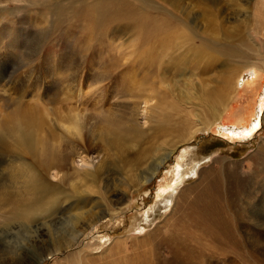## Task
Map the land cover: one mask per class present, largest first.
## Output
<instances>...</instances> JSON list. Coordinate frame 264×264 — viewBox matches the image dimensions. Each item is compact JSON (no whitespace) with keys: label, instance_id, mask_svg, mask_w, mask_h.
<instances>
[{"label":"rangeland","instance_id":"1","mask_svg":"<svg viewBox=\"0 0 264 264\" xmlns=\"http://www.w3.org/2000/svg\"><path fill=\"white\" fill-rule=\"evenodd\" d=\"M263 56L264 0H0V264H264Z\"/></svg>","mask_w":264,"mask_h":264},{"label":"bare ground","instance_id":"2","mask_svg":"<svg viewBox=\"0 0 264 264\" xmlns=\"http://www.w3.org/2000/svg\"><path fill=\"white\" fill-rule=\"evenodd\" d=\"M256 68L257 69H251V68H249L250 70L247 69L246 72L248 70L250 71L249 73H247L249 79L243 80L242 78H239V80H237L235 86L233 85V82H234L233 78L227 80L226 83L223 84V91L217 90V92H215L214 95H216V97L218 96V98L219 97L221 98V96L224 95V98L226 99L230 96L231 93H234V89L237 86V84H238L239 88H241V89L251 87L257 79H261L259 77L260 71H261V73L264 72V56L261 58V60L258 64V67H256ZM262 93H263L262 97L256 98L255 106H254L255 111L253 112L252 115L249 116V118H245L244 115H240L238 113L236 115V118H234L235 120L233 122H231V123L226 122L221 127H218V126L215 127L214 133L219 132V130H221L219 132V134H221V136L222 135L226 136L227 138H229L231 140H233L234 138L247 139V138L254 136V134L257 132V130L261 127V113L263 112V109H264V89H263ZM219 119H220V115L215 116L210 122H208V125L217 123L219 121ZM69 122H70V127L67 128V132H70V131L77 132L78 131L77 116H73L72 120ZM74 126H75V128H74ZM196 165H197L196 162L195 163H192V162L189 163L188 162L187 164H184V165H178L176 167V171L174 173V178L170 182L172 184H169L166 187H164V189L161 190V194L164 195L167 193H173L175 191V188L184 181V179L189 175V173H191L194 169H196L195 168ZM209 191L212 194H214V196L216 198H219V199H222V197L224 198V196H223L224 192H222V189L218 188L217 185L215 188L211 186V188H209ZM172 195H170V196H172ZM215 209H217L215 206L212 207L208 204V202H205L203 204V207H202V215H205L206 217H208L209 222L213 223L216 220V221H218L219 227L226 225V227H228L227 229H230V227L232 226V222H230L229 219H231V218L229 217L227 219V217L223 216L224 214L221 215V213L224 209H220L219 214L215 211ZM199 210L201 211V209H199ZM228 233L230 234V230ZM170 242L173 244L174 242H176V240L174 239ZM174 245H175V247H173V249H172L173 251L171 253L173 258H174L173 262H171L173 259L171 257L165 258L162 255L154 253V256L151 258V260H152L151 263H147V264H189V259H187V257L183 253L178 251L179 247L176 246L175 243H174Z\"/></svg>","mask_w":264,"mask_h":264}]
</instances>
